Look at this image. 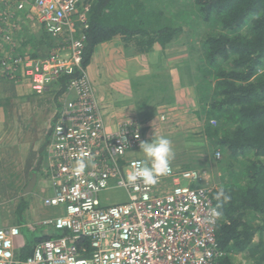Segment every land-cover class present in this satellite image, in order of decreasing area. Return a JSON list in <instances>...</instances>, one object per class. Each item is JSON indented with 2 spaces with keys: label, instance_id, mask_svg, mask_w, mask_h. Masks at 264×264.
Returning <instances> with one entry per match:
<instances>
[{
  "label": "built area",
  "instance_id": "built-area-1",
  "mask_svg": "<svg viewBox=\"0 0 264 264\" xmlns=\"http://www.w3.org/2000/svg\"><path fill=\"white\" fill-rule=\"evenodd\" d=\"M0 2L5 4L0 12V66L6 74L19 70L41 95L62 75L81 73L70 79L60 116L51 127L53 194L43 203L64 213L37 221L44 234L37 236L29 254L21 225L0 226V264H218L225 253L216 236L219 218L209 222L216 205L211 197L214 184L204 182L206 171L171 164V173L154 185L127 181L147 163L126 158L140 146L143 135L131 118H124L115 132L106 130L83 67L84 32L93 0ZM24 19L59 40L49 54L4 52L17 46L14 32ZM77 159L87 165L81 174L74 171ZM184 180L203 184L192 187ZM113 185L125 189L128 200L104 204L100 193Z\"/></svg>",
  "mask_w": 264,
  "mask_h": 264
},
{
  "label": "trees",
  "instance_id": "trees-1",
  "mask_svg": "<svg viewBox=\"0 0 264 264\" xmlns=\"http://www.w3.org/2000/svg\"><path fill=\"white\" fill-rule=\"evenodd\" d=\"M157 1L93 0L88 12V27L84 32L83 67L87 69L100 45L104 46L102 49L106 55V45L117 38L122 40L121 45L128 55H152L160 51L155 46L165 50L176 43L185 32V25L198 33V51L195 50L197 47L191 49L192 59L197 63L191 65L193 62H188L185 72L195 81L197 101L194 100L193 106L198 108L194 114L200 121V131L196 135L201 141L207 140L202 142L207 158H199L198 163H192L194 158L186 154V143L192 136L183 134L184 129L176 136L173 134L177 130L171 134L170 130L163 129L160 135L172 141L175 156L171 164L175 168L205 166L211 169L216 164L224 172L222 178H218L221 177L219 172L218 176L214 178V173L210 178L214 184L211 197L215 205L218 187L223 186L230 196L229 201L219 209L222 214L216 225V236L225 253L218 264H264V0H187L183 6L180 4L183 0ZM31 29L28 27L24 31ZM42 34L49 36L48 47L53 48L55 38L44 30ZM22 43L25 46L32 44V37L23 36ZM41 46L33 44L32 52L27 54L45 55L39 52ZM25 53L19 52V55ZM79 75L80 72L64 74L51 86L56 93L57 104L51 126L42 138L46 140V145L51 140L48 138L52 124L60 116L65 101L62 95L70 79ZM159 75L151 74L153 80L149 83L146 82L147 77H143L131 84L135 90L143 91L135 102L147 112L145 118L154 117L153 123L145 128L134 123V128L138 126L140 129L143 141L152 140H146V130L155 124L156 119L167 121L168 111L174 106L177 96V92L172 90L171 79L166 80ZM43 105V100H37L36 106ZM37 113L46 117L47 112L41 110ZM162 116H165L164 120ZM31 119L28 115L20 118L24 126L30 125ZM133 121L140 122L139 119ZM181 124H176L175 128L182 127ZM189 126L186 122L185 127ZM217 152L221 155L219 159ZM135 154L137 156H133ZM132 157L147 162L140 146L127 153V159ZM52 173L53 170H49L44 175L50 180ZM183 183L190 184L185 180ZM201 184L195 181L190 185ZM11 187L15 189L14 184ZM126 195L128 199L127 191ZM11 197L15 203L23 204L18 223L6 225H20L26 222L23 217L28 213L29 199L17 194ZM23 230L29 231L28 228ZM38 234L42 237L44 233ZM37 236L34 234L35 239ZM27 248L24 250L26 253L33 251V245Z\"/></svg>",
  "mask_w": 264,
  "mask_h": 264
},
{
  "label": "crops",
  "instance_id": "crops-1",
  "mask_svg": "<svg viewBox=\"0 0 264 264\" xmlns=\"http://www.w3.org/2000/svg\"><path fill=\"white\" fill-rule=\"evenodd\" d=\"M21 31L22 28H17L14 32L17 46L5 49V53L11 49L12 53L19 54L21 47H24L22 39L18 38ZM121 44L123 43L120 38L110 41L106 45V55L102 49L104 46L100 45L86 69L95 88L99 107L102 110L100 112L104 114L106 130L110 132H115L124 118L137 121L139 119L138 123L144 127L153 123L154 117L149 120L145 118L147 112L135 102L143 91L135 90L131 84L156 72L157 63L151 62L150 58L164 51L159 46H155V49L160 51L152 55H128ZM18 71L6 74L0 68V226L18 223L17 218L23 202L15 203L11 195L17 194L21 198L29 199L28 213L23 217L26 222L20 224L23 229L29 230H23L29 248L37 240L34 234L37 236L38 233H42L41 229H38L41 225L38 226L37 221L59 216L64 210L59 207H46L42 203L44 197L53 194L51 178L49 180V177L44 175L49 170H54L53 156L49 151L51 140L46 145V140L42 138L51 126L57 104L56 93L51 87L44 94H36L29 85L28 79L18 74ZM172 75L173 78L170 74V82H173L172 90L177 92L174 106L168 111L167 121L160 122V119L156 121L162 129L170 131L176 124L182 123L184 132L188 117L195 116L196 107L193 106L194 98L190 90L188 89V97H186L185 89L179 84L180 75L178 74L176 78L174 72ZM185 99L188 101L186 105ZM37 100H43L44 105L36 106ZM41 110H46V117L42 113H37ZM17 114H20L18 119ZM26 115L32 119L30 125L24 126L20 118ZM181 132V129H178L176 133ZM48 139H51V136ZM13 184L15 189L11 187ZM107 197L108 194H105L104 199ZM101 199L107 204L102 197ZM126 200L128 199L123 201ZM31 225L36 229L30 228Z\"/></svg>",
  "mask_w": 264,
  "mask_h": 264
},
{
  "label": "rangeland",
  "instance_id": "rangeland-1",
  "mask_svg": "<svg viewBox=\"0 0 264 264\" xmlns=\"http://www.w3.org/2000/svg\"><path fill=\"white\" fill-rule=\"evenodd\" d=\"M156 2H158L157 0H155ZM163 1V0H162ZM185 3H187V0H183L181 1V5L183 6ZM2 5H0L1 8ZM180 7V6H178ZM178 8L176 7L175 10H177ZM178 18H176L177 20ZM182 21V20H181ZM179 22V21H178ZM180 23V22H179ZM24 26L25 29H28V27H30V22L25 21L24 19ZM24 26L22 27V31L19 32L20 34L18 35V38L22 39L23 36H31L32 37V41L33 43L28 46L21 47V49L19 50V52H32V45L35 44L36 46L42 44L41 48L39 49L40 53H45V55L49 54L50 51L52 50L51 48L48 47V43H49V39H47V36H43L42 34V30L40 28L37 29V27H32L31 31L26 32L24 31ZM183 30L185 31L182 36L179 38V40L174 43L172 46H168L164 51L159 52L156 54V56H153L152 58H150L151 62H155L157 63V68H156V72L152 73V74H157L160 77L166 78V80L170 79V74L171 77L173 78V72L175 75V78L178 76V74L181 77V82L179 83L180 85H182V87L185 89L186 91V97H188V89L191 92V96H193V98H195L196 96V90H195V81L192 80V77L190 75H187L185 70H186V65L188 64V62H193L191 65H194V63L196 62L195 60L192 59V54H191V49L192 48H196L195 50L198 51V45H197V40L198 43L200 44L199 38H198V33L196 31H193L191 29H188V26H183ZM191 32V33H190ZM47 39V40H46ZM54 42V41H53ZM59 43V40L55 39V45ZM47 44V46H46ZM22 45V43H21ZM58 46V45H57ZM193 49V50H194ZM30 50V51H29ZM192 50V51H193ZM140 55H145V54H140ZM197 63V62H196ZM151 74L148 75L146 82L149 83L150 81H152L153 79H151ZM183 77V78H182ZM18 82V81H16ZM106 84H108V82H106ZM183 93L184 90H182ZM62 98L65 97L62 95ZM194 100L197 101V98H195ZM186 103H184L185 105L188 104L187 99H185ZM196 103V102H195ZM196 107V106H195ZM198 108L196 107V110ZM188 124H190V127L186 129V132L184 131L183 134H186L187 136L191 137L192 139L187 140V151L186 154L189 156L191 155V157H193L194 159H192V163H198L199 162V158H201V160L206 159V155L204 153V143H206V139L202 140L196 135L198 134V132L200 131V125H199V121L196 118V116H192V117H188L187 121ZM145 128V127H144ZM182 129L183 130V126L182 127H176L171 129L172 131H170L171 134H173L174 130H178V129ZM162 126H158V122L155 120V124L151 127H149L148 130H146V140H151L152 138H155L156 136H159L160 134H162ZM47 133V132H46ZM51 133V132H50ZM180 133H175L173 134V136H176ZM136 155V154H135ZM133 155V156H135ZM137 156V155H136ZM219 159V158H218ZM200 160V161H201ZM194 169H198L200 171L203 172H207L206 175H204V178L206 179V181H210L211 176L215 173V175L213 176L214 178L216 176H218V172L221 174V177L218 178H222L223 175V171L222 169L219 170V167L216 166V164L213 165V168L208 169L207 167L203 166V167H193ZM105 194H108V197L106 199H104ZM101 197L106 201L107 204H112L118 201H123L127 198L126 196V191L125 189L121 188V187H117V186H111L105 190H103L100 193Z\"/></svg>",
  "mask_w": 264,
  "mask_h": 264
},
{
  "label": "clouds",
  "instance_id": "clouds-1",
  "mask_svg": "<svg viewBox=\"0 0 264 264\" xmlns=\"http://www.w3.org/2000/svg\"><path fill=\"white\" fill-rule=\"evenodd\" d=\"M0 12L5 8V4L0 2ZM11 5V4H10ZM13 5V4H12ZM24 24L21 25L22 28ZM31 28V26L29 27ZM16 41V39H15ZM10 46V45H9ZM10 52L11 49H8ZM12 53V52H11ZM140 150L144 153L147 163L139 167L127 176L129 183H135L142 180L147 185H154L158 182V178L171 173V161L174 159L175 153L172 146V141L167 136H156L150 142L141 141ZM86 163L83 159H77L74 171L76 174L84 172ZM217 201L216 207L211 209L209 222L214 223L221 216L219 209L223 204L227 203L230 196L225 188L220 186L217 188L215 197Z\"/></svg>",
  "mask_w": 264,
  "mask_h": 264
}]
</instances>
